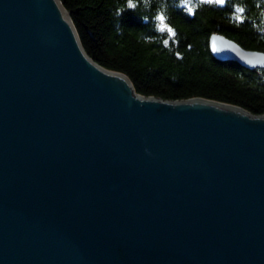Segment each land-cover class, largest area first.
<instances>
[{
  "label": "water",
  "instance_id": "obj_1",
  "mask_svg": "<svg viewBox=\"0 0 264 264\" xmlns=\"http://www.w3.org/2000/svg\"><path fill=\"white\" fill-rule=\"evenodd\" d=\"M0 264H264V115L143 96L61 0H0Z\"/></svg>",
  "mask_w": 264,
  "mask_h": 264
},
{
  "label": "trees",
  "instance_id": "obj_2",
  "mask_svg": "<svg viewBox=\"0 0 264 264\" xmlns=\"http://www.w3.org/2000/svg\"><path fill=\"white\" fill-rule=\"evenodd\" d=\"M61 2L90 57L126 74L139 94L201 97L264 115V68L220 61L210 48L212 35L220 33L264 52V0H131L134 7L129 0Z\"/></svg>",
  "mask_w": 264,
  "mask_h": 264
},
{
  "label": "snow or ice",
  "instance_id": "obj_3",
  "mask_svg": "<svg viewBox=\"0 0 264 264\" xmlns=\"http://www.w3.org/2000/svg\"><path fill=\"white\" fill-rule=\"evenodd\" d=\"M224 2H225V0H216V3H218V4H223ZM184 3L187 4V0H184ZM129 7H134V4L131 2V0H129ZM188 11L191 13L192 9L189 7ZM159 20L161 21V30L163 31L165 29V25L163 23L164 17L163 16L159 17ZM168 31L172 35H175V33H173L170 28L168 29ZM213 47H214V50H215V43H214Z\"/></svg>",
  "mask_w": 264,
  "mask_h": 264
}]
</instances>
